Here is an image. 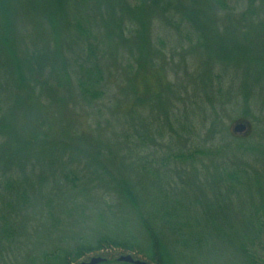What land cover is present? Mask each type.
<instances>
[{"label": "trees", "instance_id": "1", "mask_svg": "<svg viewBox=\"0 0 264 264\" xmlns=\"http://www.w3.org/2000/svg\"><path fill=\"white\" fill-rule=\"evenodd\" d=\"M19 14L24 15V20L16 22ZM156 22L160 28L178 33L182 41L187 39L189 45L185 46L183 41L182 49L187 47L199 56L201 64L195 71V92L206 93L205 97L211 98L209 103L218 101L221 105L235 101L236 106L243 103L240 107L247 116L253 117L257 112L264 115V0H0V261L14 251L13 247L23 245L20 238L28 231L32 213L43 210L60 192L63 196L73 192L68 195L72 201L81 190L89 189L90 184L98 186L91 183L95 180L91 173L84 179L74 165L84 155V146L75 144L78 149L73 144L37 141L40 133L31 126L28 137L17 133L15 115L25 101L14 92L27 90L32 97L36 93L35 83L44 89L48 83L40 82L39 78L49 64L52 76L69 78L70 82V73L73 75L75 85L69 87L77 88L88 106L102 100L107 93L97 30L113 51L119 43L134 51V59L142 68L148 57L159 50L152 40ZM28 24L32 32L20 31L26 30ZM65 27L68 31L73 29L79 39V49H71L70 56L64 55L60 44ZM27 34H31L35 46L32 50L26 41ZM52 37L53 49L48 45ZM149 62L154 65V60ZM231 69L238 75H232ZM161 85L156 84L155 91L149 89L147 96L161 97L164 86ZM201 99L196 100L197 107L193 108L192 104L193 114H181L174 118V123L168 119L163 122L160 136L165 138L168 128L173 138L182 139L188 122L195 124L192 118L208 102ZM141 101L151 103V98ZM184 101L188 110L187 100ZM160 106L163 111L169 107L166 101ZM136 132L138 143L133 142L134 162L128 164L131 175L128 181L116 178L108 181L101 175L97 180L107 189L112 187L127 201L126 205L120 202L119 208L128 210V217L132 211L139 220L137 224L119 222L106 231L95 228L92 240L80 237L74 246L47 249L33 255L29 259L31 264H77L83 257L88 259L91 253L105 258L98 264H131L119 261L118 257L108 258L103 254L107 249L131 252L134 258L148 264H175L169 240L204 250L209 241L216 243V239L220 243L227 240L231 249L242 253L248 264H264V171L251 165L242 167L236 162L221 161L218 148L184 152L181 148L178 151L169 147L161 153L151 144V131L137 129ZM86 153L93 154L88 150ZM209 153L211 167L205 163L201 168L194 165L202 154ZM66 155L68 160L64 158ZM207 172L213 176L199 183L197 177L207 176ZM216 174L220 178H215ZM87 178L85 188L82 184ZM221 186H226V201L217 199L193 216L192 196ZM240 187L251 192L250 203L256 197L259 202L245 222L240 221L242 211L238 221L228 207L220 211L221 205L235 201L232 193ZM240 197L237 195V200L242 203ZM250 245L259 252L258 258L248 248Z\"/></svg>", "mask_w": 264, "mask_h": 264}, {"label": "rangeland", "instance_id": "2", "mask_svg": "<svg viewBox=\"0 0 264 264\" xmlns=\"http://www.w3.org/2000/svg\"><path fill=\"white\" fill-rule=\"evenodd\" d=\"M22 18L24 15L19 14L16 22L23 21ZM45 23L50 29L51 26ZM155 24L152 40L159 50L148 57L150 59L142 64V68L141 65L138 67L139 64L134 59V51L120 43L117 50L113 51L103 34L99 35L101 31L97 30L105 70L104 90L107 93L102 100L95 101L88 106L79 95L77 88L69 87L70 84L75 85L73 75L70 73V82L69 78L60 79L58 76H52L49 70L52 66L49 64L46 66L44 75L39 78L40 82L46 83L47 81L48 83L44 89L35 83L36 93H33L32 97L27 90L14 92V95L22 96L25 101V105L15 115L17 133L28 137L32 132L29 133L30 130H28L31 126L40 133L36 138L37 141L76 144L80 148L84 146V150L82 149L84 155L81 154L74 161V165L82 178L90 177L91 173L95 179L91 183L99 187L90 184L89 189L81 190L82 193H78L80 189L75 190L78 194L72 201L69 200L68 195L73 192H68L64 196L60 192L57 194L58 198L47 202L43 210L32 213V219L28 222V231L24 238H20V240L23 239V245H19L18 248L13 247L14 251L5 254L0 264H31L29 259L33 255H40L47 249L74 246L80 242H77L80 237L92 240L91 237L96 235L95 228L106 231L115 228L119 222H128L127 224L131 226L134 222L136 225L139 221L136 219L137 216L130 211L128 217L129 211L119 208L120 202L126 205L127 201L121 199L112 187L107 189L106 186H101L97 178L102 176L108 181L110 178L128 181L127 177L131 176L128 164L134 162L131 154L135 148L133 142L138 143L137 129L147 133L151 131L150 135L153 138L151 144L161 153L169 147L174 150L181 148L184 152L197 148L202 151L218 148L220 150H217L222 155L220 158L223 159L221 161H228V164L236 162L242 167L251 165L264 171L262 166L264 165V151L261 148L264 147V115L255 112L253 117L247 116L240 107L243 103L236 106L235 101H230L233 103L220 105L218 101H215L217 98L214 99L215 102L209 103L211 98L207 99L206 93L201 90L198 93L195 92L197 83L195 82L197 78L195 71L201 64L199 56L193 55L191 50L186 49L187 47L182 49L183 41L185 46L189 45L187 39L182 41L178 33L160 28L161 25L157 22ZM30 27L28 24L26 30L20 31L32 32ZM27 35V37L25 35L26 41L32 50L35 46H33L31 34ZM61 36L60 44L63 45L64 55L70 56L71 49H79V39L73 29L68 31L65 27ZM52 41H48L51 49L55 46L54 37ZM39 48L44 47L39 45ZM150 60H154V65L150 64ZM230 72L232 75H238L235 69H231ZM139 74L141 75L137 78ZM160 83L164 85L161 88L163 90L161 97L154 99L155 95L147 96L148 90L155 91L153 89L156 84L158 87ZM148 97L151 98V103L144 104L141 100H147ZM201 97L208 101L204 103L206 107L204 106L200 112L197 111L198 115L192 118L195 124L188 122V129L182 139L173 138L168 128H166L165 138L160 136L159 132L164 128L163 122L168 119L174 123V118L181 114H193V108L197 107L195 102L196 100L201 101ZM184 100H187L188 110L183 105ZM163 101H166L169 106L165 108L166 111H163L160 106ZM238 122H248L250 124L248 132L236 133L233 128ZM39 125H41L40 130ZM125 139L131 142L123 143ZM0 140L2 141V138ZM97 141L99 143H96ZM129 146H132L131 150ZM254 146L256 148L252 149ZM223 149L224 152H222ZM87 150L93 154L87 155ZM210 156V153L202 154L194 165L201 168L202 163H205L211 167ZM64 158L69 159L67 155ZM207 173H209L207 176L201 174L197 177L199 183H205L208 176L209 178L213 176L211 172ZM216 175L215 178L221 176ZM87 179L83 181V187L87 186L85 182H88L89 178ZM53 186L54 183H51V187ZM252 193L255 195L254 192ZM226 194V186H221L215 191L208 189L202 193H195L190 201L193 203L190 205L192 215L195 216L196 212L202 211L204 207L210 205L211 202L214 203L213 201L217 199L222 198L221 200L226 201ZM232 194L236 198H234L235 201L231 204L224 203L220 211H226L228 207L227 210H231L237 221L242 211L244 216L242 215L240 221L245 222L246 218L249 219L253 213L254 205L259 204L258 197L250 203L251 192L242 190L241 187ZM237 195H241L242 203L238 202ZM258 209L259 206H257ZM216 240V243L209 241L204 250L194 249V247L175 243L172 240L168 242L175 264H248L242 253L231 249L227 240L221 243L220 240ZM248 248L253 251L256 258L259 257V252H256L252 245ZM123 252L121 249H107L103 254L108 258L119 257L121 254L132 255L131 252ZM96 256L91 253L88 259ZM88 259L83 257L77 264L88 261Z\"/></svg>", "mask_w": 264, "mask_h": 264}, {"label": "water", "instance_id": "3", "mask_svg": "<svg viewBox=\"0 0 264 264\" xmlns=\"http://www.w3.org/2000/svg\"><path fill=\"white\" fill-rule=\"evenodd\" d=\"M249 129H250V124L248 122H238L234 125V128H233V130L236 133H240V134L248 132ZM104 260L105 258L101 256H96V257H92L88 261H83L80 264H98ZM118 260L121 262H127V263H132V264H148L147 261L136 259L131 254H122L118 257Z\"/></svg>", "mask_w": 264, "mask_h": 264}, {"label": "flooded vegetation", "instance_id": "4", "mask_svg": "<svg viewBox=\"0 0 264 264\" xmlns=\"http://www.w3.org/2000/svg\"><path fill=\"white\" fill-rule=\"evenodd\" d=\"M132 264V263H131Z\"/></svg>", "mask_w": 264, "mask_h": 264}]
</instances>
